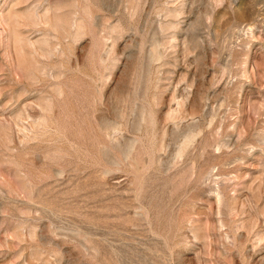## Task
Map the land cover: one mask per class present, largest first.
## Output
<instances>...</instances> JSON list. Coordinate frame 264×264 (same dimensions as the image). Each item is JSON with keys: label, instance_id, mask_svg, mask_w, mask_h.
Returning <instances> with one entry per match:
<instances>
[{"label": "rangeland", "instance_id": "374dc122", "mask_svg": "<svg viewBox=\"0 0 264 264\" xmlns=\"http://www.w3.org/2000/svg\"><path fill=\"white\" fill-rule=\"evenodd\" d=\"M0 264H264V0H0Z\"/></svg>", "mask_w": 264, "mask_h": 264}]
</instances>
